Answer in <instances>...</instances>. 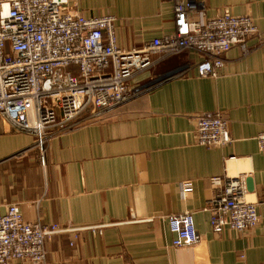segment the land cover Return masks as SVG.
<instances>
[{
  "label": "crops",
  "instance_id": "1",
  "mask_svg": "<svg viewBox=\"0 0 264 264\" xmlns=\"http://www.w3.org/2000/svg\"><path fill=\"white\" fill-rule=\"evenodd\" d=\"M197 1L209 17L229 8L251 15L259 29L250 53L237 45L227 53L221 77H200L192 68L103 120L52 139L45 165L34 136L0 115L1 211L17 203L28 221L75 229L47 239V264H264V152L257 141L264 132V0ZM70 3L87 16L114 15L126 50L174 28L172 0ZM199 59L196 52L171 56L135 81L146 84ZM204 111L228 118L231 144L196 143L193 115ZM242 173L261 221L249 234L230 228L217 234L211 178ZM187 181L193 187L183 193ZM186 211L201 240L176 247L167 217Z\"/></svg>",
  "mask_w": 264,
  "mask_h": 264
},
{
  "label": "built area",
  "instance_id": "2",
  "mask_svg": "<svg viewBox=\"0 0 264 264\" xmlns=\"http://www.w3.org/2000/svg\"><path fill=\"white\" fill-rule=\"evenodd\" d=\"M172 1V32L126 50L118 43L112 14L87 16L70 0H0V115L15 131L34 136L43 165L52 139L103 120L166 81L188 76L192 68L200 77H221L226 55L236 45L245 54L252 51L249 41L259 29L251 15L225 8L209 17L204 3ZM185 52H196L200 59L146 84L135 81ZM193 119L197 144L224 147L233 142L221 111L197 112ZM257 141L264 152V132ZM211 182L216 190L209 203L212 230L252 233L261 216L258 202L247 198V173L214 176ZM181 187L187 193L193 184L187 181ZM167 219L174 246L201 240L192 212ZM68 230L75 229L28 221L17 203L10 204L5 212L0 209V264H47V239Z\"/></svg>",
  "mask_w": 264,
  "mask_h": 264
}]
</instances>
